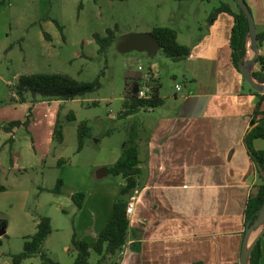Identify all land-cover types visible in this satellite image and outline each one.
I'll return each mask as SVG.
<instances>
[{"label":"rangeland","instance_id":"rangeland-1","mask_svg":"<svg viewBox=\"0 0 264 264\" xmlns=\"http://www.w3.org/2000/svg\"><path fill=\"white\" fill-rule=\"evenodd\" d=\"M224 1L236 7L234 0ZM219 4L218 0H0V125L26 121L32 108L28 126L15 128L12 135L0 129V184L6 187L0 191V224L7 226L6 234L0 231V264H16L13 257L23 250L33 222L50 214L59 230L50 245L57 246L63 264H72L76 253L72 228L76 230L78 216L63 218L54 200L59 196V202L67 205L72 192L85 193L88 183L95 181L98 166L115 148L123 151L130 139L131 127L119 117L131 81L128 71L149 74L146 79L154 84L151 66L154 60L159 62L164 96L174 94L176 83H186L182 71L177 80L171 72L175 67L183 69V61L171 60L163 52L155 59L147 52H122L119 42L128 34L152 33L166 25L177 29L183 40L196 43ZM108 29L115 30L117 39L103 53L94 35L106 36ZM34 73L68 74L80 81L100 77L102 86L69 101L34 106L30 100L17 102L16 82ZM71 112L75 120L69 119ZM83 121L90 134L79 150L78 129ZM58 123L62 143L54 135ZM60 179L62 192L56 193L53 189ZM65 245L69 251H63ZM97 258L93 252L91 263L96 264ZM19 264H41V258L37 255Z\"/></svg>","mask_w":264,"mask_h":264},{"label":"crops","instance_id":"crops-1","mask_svg":"<svg viewBox=\"0 0 264 264\" xmlns=\"http://www.w3.org/2000/svg\"><path fill=\"white\" fill-rule=\"evenodd\" d=\"M246 1L255 17L258 34L263 33L264 0ZM234 26L233 16L221 13L199 41L192 44L183 40L176 29L179 42L191 48L190 55L180 60L184 68L175 67L171 71L176 80L178 71H182L185 86L176 83L171 96L162 95L160 90L163 99L160 106L121 118L131 131H137L142 173L131 195L135 199V211L129 217L131 249L123 257H115L116 264H241L247 204L250 197L258 195L261 179L245 141L258 95L234 66L231 48ZM253 53L249 35L247 59ZM260 54L264 55V42ZM153 62L154 84H161L162 67L156 60ZM255 69H259L257 63ZM143 111L146 114L139 117ZM138 117L139 122L135 121ZM253 146L264 150V139H255ZM122 152L115 148L98 166L95 181L84 188L82 208L72 199L73 192L67 205L59 202V196L54 200L55 209L58 214L63 213V218L78 216L72 238L76 232L91 247L112 218L115 200L125 185L122 176L108 172L100 177L99 171L109 169ZM50 217L53 232L44 247L54 260L63 264L57 246L50 245L59 231L52 214ZM38 222L39 219L33 222L28 236L37 232ZM261 229L255 230L249 247ZM6 231L7 226L5 234ZM261 249L264 264V236ZM67 250L70 247L65 245L63 251ZM76 255L77 251L72 254V264Z\"/></svg>","mask_w":264,"mask_h":264},{"label":"trees","instance_id":"trees-1","mask_svg":"<svg viewBox=\"0 0 264 264\" xmlns=\"http://www.w3.org/2000/svg\"><path fill=\"white\" fill-rule=\"evenodd\" d=\"M181 1V0H180ZM209 1V0H207ZM220 5L215 7L207 19V27L214 24L221 13H228L235 19V26L231 36L232 58L234 66L239 72L247 60V39L250 35V25L248 17L240 7L238 0H234L236 7L224 0H218ZM250 8V7H249ZM58 23V21H57ZM59 24V23H58ZM60 25V24H59ZM62 29V27H61ZM117 30V29H116ZM161 42L163 54L174 61H180L187 58L191 53V48L183 45L178 40V31L168 26H157L152 32ZM96 41L100 44V51L105 53L108 48L116 41L115 30L108 29L107 35H94ZM259 47L264 42V32L258 34ZM259 69L253 71L254 78L264 84V55L260 54L257 59ZM127 84V96L123 101L120 118H127L141 110H148L160 106L163 99L159 96L161 84H154L155 95L150 99H144L137 96L140 87V79L130 78ZM100 77L94 81H80L68 74L61 73H34L22 75L15 84V94L18 95L17 102L26 103L30 100L32 106L39 102H52L54 100L69 101L87 93L98 91L101 88ZM258 95V102L253 114L251 130L246 135L245 141L248 145L252 160L257 166L261 179L260 190L256 197H250L246 209V224H251L258 218L259 210L264 204V150L254 148L255 139H264V93L251 88ZM31 97V98H30ZM26 121L15 120L6 126L0 125V129L6 132L14 133L15 128L22 125L28 126L31 121L32 108ZM70 120H75L73 112L69 115ZM79 150L83 149L85 138L90 134V128L87 121L79 125ZM55 138L60 143L63 142V131L60 124L55 129ZM130 139L124 144L120 159L109 167L108 172L113 176H122L125 185L115 200L113 215L105 228L97 236L93 247L80 238L75 232L72 238V244L77 255L73 264H92V252L98 254L99 259L96 264H116L113 259L119 256L123 245L129 239L130 218L127 214V207L131 200V195L139 185V178L142 173L139 158V144L137 134L131 131ZM63 182L58 180L53 189L56 193H61ZM6 190V187L0 184V191ZM86 194L77 193L73 195V200L79 208H82ZM53 232L52 220L49 216L39 218L37 232L25 238L24 249L19 254L14 255L13 260L16 264L34 256H40L42 264H61L54 260L45 250V242ZM264 236V233L263 235ZM261 238L254 247L250 263L261 264L262 259Z\"/></svg>","mask_w":264,"mask_h":264},{"label":"water","instance_id":"water-1","mask_svg":"<svg viewBox=\"0 0 264 264\" xmlns=\"http://www.w3.org/2000/svg\"><path fill=\"white\" fill-rule=\"evenodd\" d=\"M238 3L248 17V21L250 25L251 45L254 50L252 57L246 60V63L242 67L241 71L246 81L251 85L253 89H255L258 92L264 93V84L258 82L253 76V71L255 70V65L257 63L258 56L260 55L256 20L246 0H238ZM119 45H120V50L122 52H130L133 50L139 52L147 51L149 55L152 57L156 56L162 50L161 42L153 33L128 34L127 36L122 38L121 42H119ZM142 76H143V72L138 70H130L127 73V77L138 80L141 79ZM107 174H108L107 168H102L99 171L100 177H103ZM260 227H262V229L255 235L254 240L252 241V244L249 247V242L251 240V237L254 235L255 230H259ZM0 231H2L3 234H5V228L1 227ZM263 233H264V204L259 210L258 218L254 221V223L251 224V222H249L247 225L244 247L241 255V264H251L250 259H251L252 251L256 246L258 240L262 237Z\"/></svg>","mask_w":264,"mask_h":264},{"label":"built area","instance_id":"built-area-1","mask_svg":"<svg viewBox=\"0 0 264 264\" xmlns=\"http://www.w3.org/2000/svg\"><path fill=\"white\" fill-rule=\"evenodd\" d=\"M142 68V67H141ZM150 75L143 74L142 78L140 79V87L137 92V96L144 99H150L155 95L154 84L149 83V80L146 79ZM177 89L180 90L181 86L177 85ZM15 95V94H13ZM135 211V199L131 198L128 207H127V214L128 216H132ZM132 242L128 239V241L123 245L122 249L119 252V257H123L129 249H131Z\"/></svg>","mask_w":264,"mask_h":264}]
</instances>
